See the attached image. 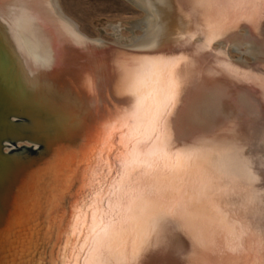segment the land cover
<instances>
[{"label":"bare ground","instance_id":"6f19581e","mask_svg":"<svg viewBox=\"0 0 264 264\" xmlns=\"http://www.w3.org/2000/svg\"><path fill=\"white\" fill-rule=\"evenodd\" d=\"M126 1L138 10L135 17L104 22L96 27V34L91 36L67 13L68 11L66 12L60 0H0V33L14 53L26 58L27 64L38 70H49L58 64L63 49L65 50L64 43L69 39L81 45L92 42V48L102 49L106 45L114 44L130 50L157 52L158 55L154 53L157 56L168 54L170 49L175 51L187 35L192 22V16L183 8L180 0ZM196 1L207 26H212L211 23L216 20L235 22L240 17L248 18L252 32L250 30L245 34L229 33L227 55L233 64L246 66L251 70V80L254 79L256 85L259 83L264 94V2H194ZM209 29V38L214 37V31L218 32V27L216 30ZM212 46L219 47L217 55L209 52ZM221 47L210 43L209 47L205 45L195 52L188 50L171 55V58L169 56L161 63L160 60L150 62L146 71H142L143 76L138 78L133 74L128 78L127 87L134 98L127 108L121 109V116L109 121L113 123V127L120 130L119 137L114 139L113 127L110 125L104 124L96 130L97 142H102V147L104 142L111 140L114 149H117L116 156L119 161L117 173L115 172L109 183L111 190L106 204L118 185L122 166L131 169L141 163H149L151 169L161 167V173L164 174L161 177L167 180L158 183L160 177H154V181L149 185L153 193L152 203H146L138 209L134 219L125 215L121 235L111 241L112 248L120 251L109 252V257H115L109 264L133 260L138 261V264H191L184 234L175 222L170 218L156 222L153 220V214L156 213L155 203H172L176 199L169 189L175 184V176L181 174H178L177 169H171L172 161L146 160L143 153L149 149L141 151L139 146L141 141L147 139L150 130L141 128V121L136 116V106L141 100L151 104L155 90L168 81L180 85L177 89L178 102L169 117L171 128H162L158 133L151 134L153 137L157 134L161 136V147L180 145L181 151L206 148L215 154L219 168L232 187L233 202L227 217L220 212L212 213L205 206H197L199 208H194L190 214H182L187 228L194 234L197 244H201L202 240L196 227L197 219L208 223L216 222L221 234L226 233L229 238L234 239L233 248L237 254L233 264H264V118L252 98V93L241 88L237 78L229 73V65L219 53ZM9 54L11 53L7 55ZM11 55L8 56L10 62L2 59L1 65L8 71L15 86L24 87V84L18 83L17 78L6 68L9 64L10 67H17V62ZM93 65L89 62L85 67L70 68L69 80L75 81L77 77L81 79L79 81H85L81 75L93 71ZM98 67L99 65L96 66ZM164 68L170 70L167 75L163 74ZM255 74L260 75V78ZM77 107L78 112L82 111L79 104ZM198 137L211 139L202 143ZM151 150L156 151V146L153 145ZM193 182L199 183L198 174L191 175V184ZM197 195L201 197L199 191H192L191 196ZM113 204H117L115 199ZM99 206L98 203L91 207L81 220L78 219L80 224H83V235L86 237H91L92 214ZM201 208L210 214L208 218L202 216ZM227 220H230L229 223ZM124 236L127 238L124 239ZM144 238L143 248L139 249L138 245ZM80 240L79 238L67 251L68 262L77 264L84 249L81 264H91L92 261L101 259L98 252L102 248L95 245L91 239L85 238L79 245ZM134 251L136 256L132 255ZM199 252H196L195 256L204 261V255ZM58 263L59 258L56 256L53 264Z\"/></svg>","mask_w":264,"mask_h":264},{"label":"water","instance_id":"95a60500","mask_svg":"<svg viewBox=\"0 0 264 264\" xmlns=\"http://www.w3.org/2000/svg\"><path fill=\"white\" fill-rule=\"evenodd\" d=\"M191 14L192 22L187 35L175 51L170 49L168 54L159 55L163 58L159 62L182 51L195 52L205 45L209 47L210 43L222 46L219 53L229 65V73L237 78L241 88L252 93L264 118V94L259 83L256 85L254 79L251 80L253 74L248 67L233 64L227 55L229 33L252 32L248 18L240 17L235 22L218 27L214 37L209 38L211 26L203 21L200 10L191 6ZM87 43L76 44L69 39L64 43L60 62L52 69L38 70L27 64L26 58L14 53L0 33V264H53L56 256L58 264H65L69 248L79 238L80 245L86 237L75 225H83L80 220L90 209V204L93 207L101 201L106 204L111 190L109 183L117 173L119 161L111 140L104 142L102 149V142H97L95 132L104 124L113 127L110 119L121 116V109L127 108L134 98L127 87L128 78L133 74L138 78L143 76L141 73L146 71L150 62L142 57L157 52L130 50L114 44L99 49L92 48V42ZM217 49L219 47L212 46L209 52L217 55ZM6 52L11 53L9 55L17 62V67L12 64L10 67L9 64L6 68L24 87L15 86L8 71L2 67V59L10 62ZM89 62L94 64L93 71L81 75L85 81H79L81 79L77 77L75 81L69 80L70 68L85 67ZM169 71V68H164L163 74L167 75ZM255 75L260 78V75ZM77 104L82 108L80 113ZM112 129V136L118 138L120 130L118 127ZM93 144L98 154L95 161L88 156L89 146ZM209 153L211 159L202 162V167L216 173V184L208 197L209 200L214 198L216 211L207 203L193 204L192 210L202 205L212 213L220 212L227 217L233 202L232 187L219 168L215 154ZM171 161V169L175 168L181 174L175 176L178 179L173 186L185 188L191 202V193L198 184H191V175L185 180L186 173L176 166L175 157ZM113 168L115 171L112 172ZM161 170V167L151 169L150 182L154 181V177H160L158 183L167 181L161 177L164 175ZM175 197L172 203H160L176 207L182 203L183 196L177 193ZM200 198L199 195L195 197L196 200ZM77 205L78 210L75 208ZM203 210L201 208L202 216L208 218L210 214ZM184 213L177 209L176 214L169 218L184 234L191 264H233L237 254L233 248L234 239L226 233L221 234L216 222L197 219L196 227L202 240L201 244H197L194 234L186 226ZM70 224L75 235L66 238L64 233L69 230ZM143 241L145 238L139 243V249L143 248ZM84 250L77 264L82 263ZM199 251L204 255V261L195 256ZM109 252L105 246L99 250V258L111 263L115 257H109Z\"/></svg>","mask_w":264,"mask_h":264},{"label":"snow or ice","instance_id":"6c2138e0","mask_svg":"<svg viewBox=\"0 0 264 264\" xmlns=\"http://www.w3.org/2000/svg\"><path fill=\"white\" fill-rule=\"evenodd\" d=\"M264 2V0H262ZM147 62L153 60H161L155 54H146L142 57ZM180 85L174 81H168L165 85L158 87L154 94L152 103L149 104L144 100H141L136 106V116L141 121V128L150 130L146 140L140 142L141 151L145 148L149 149L146 160L155 162L157 159L168 162L175 157L176 166L183 168L185 180L192 174H198V187L193 191H199L201 198L195 199L193 196L191 202L186 193L185 188H178L173 186L170 191L174 195L177 193L183 196V201L180 205L172 207L164 203H155L156 213L153 216L154 222L158 220H166L170 216H174L177 209L183 210L186 214L192 211L193 204L207 203L208 207L213 211H216V204L214 198L209 200L208 197L214 189L216 184V173L212 169H205L202 167V162H206L211 159L209 151L201 147L199 150L189 149L188 151H181L180 145L161 147V136L159 134L153 135L151 133H158L160 129H170L171 124L169 117L172 114V110L175 108L178 102L177 96ZM202 143H206L211 137H198ZM156 146V151H152V146ZM219 156V152L216 153ZM97 152L95 145H90L88 150V156L95 161L97 158ZM91 169H89V172ZM151 166L149 163H141L138 166H133L131 169L122 166V171L119 174L118 185L115 186V192L108 198V203L104 204L100 202V206L96 208V211L92 214V222L90 226L91 237H85V239H91L92 242L100 248L108 247L109 251H120L119 249H113L111 241L121 235L123 227V218L125 215L130 218H135V214L146 203H152L153 193L150 191V177L149 172ZM113 199L117 201V204H113ZM93 207V205H89ZM78 210V205L75 206ZM85 219L87 217L85 216ZM75 220V217H73ZM75 228L79 229L83 234V226L75 225ZM67 238L69 235H75L72 231V225L70 224L69 230L64 233ZM196 241L194 240V244ZM133 256L137 253L134 251ZM71 264V262H67ZM91 264H109V261L101 258L100 260H94ZM120 264H138V261H121Z\"/></svg>","mask_w":264,"mask_h":264},{"label":"rangeland","instance_id":"374dc122","mask_svg":"<svg viewBox=\"0 0 264 264\" xmlns=\"http://www.w3.org/2000/svg\"><path fill=\"white\" fill-rule=\"evenodd\" d=\"M64 9L81 25L82 29L89 35L94 36L97 26L104 22H115L118 20H128L135 17L138 10L126 0H60ZM63 1V2H62ZM195 1V0H194ZM180 0L184 9L191 14V6L200 10L197 1ZM188 5L190 9H188ZM68 10H67V9ZM201 13V12H200ZM203 19V16L201 14ZM204 21V20H203ZM205 22V21H204ZM229 21H218L211 23V29L225 26ZM207 24V22H205ZM214 26V27H213ZM94 34V35H93Z\"/></svg>","mask_w":264,"mask_h":264}]
</instances>
